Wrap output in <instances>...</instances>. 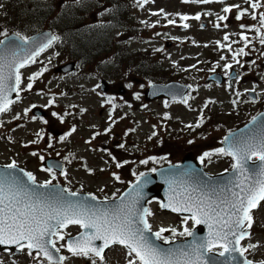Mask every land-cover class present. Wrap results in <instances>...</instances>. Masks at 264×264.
Wrapping results in <instances>:
<instances>
[{"label": "rangeland", "instance_id": "obj_1", "mask_svg": "<svg viewBox=\"0 0 264 264\" xmlns=\"http://www.w3.org/2000/svg\"><path fill=\"white\" fill-rule=\"evenodd\" d=\"M15 1L17 6L21 7L19 0ZM123 1L127 2L125 7L127 25L132 27L113 32L114 44L110 46L112 47L111 52L103 54L100 52L91 63L80 65L77 73L65 76L55 72L58 65L72 60L61 43L43 54L40 61L37 59L35 63L21 71L24 78L22 87L25 89L21 93V100L14 103L10 110L2 116L1 164L15 160L17 165L25 168L28 172H33L39 182H58L60 179L72 189H79L80 186L82 190L92 192L95 196L113 197L125 188L128 181H131L135 175L147 171L157 162L166 160L174 162L181 159L185 152H191L192 156L195 154L199 158L205 151L216 149L219 147L225 128L235 126L238 121L241 122V116L247 115L246 118H248L254 111L260 109V103H253L248 104L249 107H245L243 110L238 109V114L234 112L230 116L221 114L222 109L229 108L227 103L232 101L236 94H230L215 86L205 88L204 77H198L195 85L196 103L200 105L206 99L214 100L207 109L210 118L204 126L205 130H211L212 133L198 134L203 130L193 131L187 127L188 122L195 118V113L192 111L181 106L167 107L162 105L159 100L144 101L142 91L148 87V81L138 74L130 72V65L126 61V57H120L118 60L116 54L119 47H123V51L127 49V52L132 54L144 55L148 62L153 63L154 66L158 65L159 70H155L153 65L152 69H148L150 70L149 80L163 82L183 76L190 79L192 78L191 74L182 73L179 67L191 63L194 59L201 61L198 65L200 73L217 67L218 64H221V59L218 60L214 55L222 57L226 55V51L216 47L214 40H222L221 33L225 29L236 31L238 23L229 20L227 28H224V21L215 20L217 12L222 10V2L183 4L181 0H149L143 7H139L137 0ZM31 2L35 3L34 0H22L24 5ZM160 9L164 10L163 13L159 12ZM195 11L202 13L200 20L207 24L204 29L199 26L200 20L196 21L193 18L188 19L191 23L188 30L178 29V26L168 23L169 19H177V13ZM152 13H157V15ZM95 15L96 12L86 13L82 23H87V18L90 19ZM27 17L28 15L22 11L10 15L0 9V31L7 29L9 32L16 25V20H25ZM142 21L146 23H142ZM241 23L246 24L244 21ZM215 24H220L222 27L217 28ZM44 27L47 26H42L38 22V28L28 29V31L31 34ZM134 33L136 34L134 35ZM2 36L0 35V39ZM172 36L179 37V39L172 40L175 43L166 45L165 42L169 38L172 39ZM184 37L187 39L182 42ZM156 49L161 50L157 51ZM56 54L58 55L56 56ZM173 63H177V66H174ZM42 68H47V70L39 77L29 81L28 77ZM260 68L261 66L258 64L257 70L253 69L250 75H244L241 85L237 82L238 86L241 88L253 87L260 93L263 88L260 81L264 80V76L260 77L262 71L258 72ZM102 76L110 84V89L106 94H103L99 88L93 91ZM29 82L33 85L31 90L27 89ZM121 86L124 87L125 92L119 95L118 88ZM134 93L138 96H134ZM49 99L54 100V104L46 108L44 105L48 104ZM33 105L44 110L43 116H36L32 113V109L35 108L32 107ZM249 108L250 113H248ZM25 109H30V111L25 113ZM81 109L86 111L81 112ZM52 112L62 115L64 122L61 123L57 117H53ZM33 116L36 117L35 120L32 119ZM44 120H47V123H44ZM73 126L76 130L71 132V135L66 139L61 140L60 137L66 131L70 132V128L72 129ZM106 128L111 129L108 135L103 133ZM130 129H134V131H128ZM126 131L127 135H125ZM153 131L156 132V135L149 139ZM92 133L99 134L93 138ZM87 137L90 138L88 142L84 140ZM30 141L36 142L29 143ZM189 141L192 143L190 144ZM119 144H124V147H117ZM32 152H36L37 155H31ZM52 152L55 155H51ZM40 155L61 159L67 164V174H52L40 169L39 165L42 164ZM148 157L156 159L149 160L147 164L140 163L141 160ZM122 161H128V163L117 168L116 163ZM231 161L227 156L214 152L210 157L204 158L203 164L207 167V171L216 173L225 170L224 168L229 169ZM53 176L55 179L50 180ZM116 176H119V180L116 179ZM150 208L153 213L150 217L152 228L155 231L161 227L169 229L162 233L167 240L183 238L186 235H180V233L185 228L191 230V220L183 223L184 217L161 211L159 202L150 203ZM254 216L256 222L252 227V234L244 241L243 245L259 242L255 251H250L246 255L254 261H260L264 260V202ZM173 228L176 230L175 235L171 231ZM79 230L78 225H72L65 231L74 234ZM60 244L62 243L60 242L59 246ZM25 252L18 254L19 264L31 263L30 256ZM124 252L121 247H112L107 253L106 264H125L127 254ZM66 257L64 264H91L90 260L73 257L70 253ZM7 261L6 254H2L0 262L3 263L0 264H10Z\"/></svg>", "mask_w": 264, "mask_h": 264}, {"label": "snow or ice", "instance_id": "obj_2", "mask_svg": "<svg viewBox=\"0 0 264 264\" xmlns=\"http://www.w3.org/2000/svg\"><path fill=\"white\" fill-rule=\"evenodd\" d=\"M82 2L83 0H74L76 4ZM148 2L149 0H137V6L143 7ZM184 2H188V0H184ZM192 2L208 4L213 0H192ZM245 3L252 10L264 7L261 0H245ZM249 8H241L239 5H226L222 11L229 13L232 9H236L238 12L236 19L239 21L242 14L249 13ZM104 11L109 12L111 9L105 8ZM163 11V9L159 10L160 13ZM103 14V12L99 13V15ZM152 14L157 15V13ZM176 15L180 16L182 21L189 19L187 15L179 13ZM251 15L254 20L258 18L260 27L255 28V33L259 37V43L264 45V32H262L264 29V11L259 13L253 11ZM192 18L200 20L201 16L197 13ZM217 19L224 21L228 17L220 15ZM142 23L146 22L142 21ZM168 23L174 24L175 21L168 20ZM188 26L187 23L183 24L184 28ZM201 27L204 25L202 24ZM215 27L219 28L220 24H216ZM240 27L243 29L255 26L241 24ZM6 31H0V35H5ZM58 39L59 37L56 35L47 36L46 42H40L33 48L24 47L30 42H35L20 32H14L11 34V38L6 36L5 39L0 40V46H3L0 47V113H6L9 106L13 104V100L9 99V93L15 92L16 99L19 100V93L24 90L20 87V70L28 64L35 63L36 56L52 46ZM228 39L229 37L225 35L224 40ZM240 39L245 41L246 45L251 43L248 37L243 34H241ZM216 43L220 44V41ZM221 46L231 50V45ZM18 49L24 51L23 56L19 55ZM156 50L160 51L161 49ZM237 55H248V53L243 47L233 53V60L239 64V60H236ZM260 55L264 56V52H261ZM224 68L226 70L225 75H228L227 70L232 68V64L226 63ZM46 70L47 68H42L40 72L33 73L28 77L29 81L39 77ZM234 78L239 82L241 76L237 74ZM32 87V83L29 82L27 89L31 90ZM100 87V84H96L93 91ZM245 92H255V88L245 89ZM236 95L239 96L240 93L237 92ZM134 96H138V94L134 93ZM181 102L187 104V98ZM232 103L235 104L236 101L233 100ZM53 104L54 100L49 99L48 104L44 107L47 108ZM205 107H207V102ZM28 111L30 109H25V113ZM80 111L86 110L81 109ZM52 116L57 117L61 123L64 122L62 115L52 112ZM32 119L35 120L36 117L33 116ZM256 121L257 117L253 116L250 123ZM202 122L201 117L195 126L188 125V127H199ZM44 123H47V120H44ZM75 130V126H73L70 132H66L60 139H66ZM104 131L108 132L110 128H106ZM128 131H134V129ZM127 134L126 131L125 135ZM37 135L39 137V133ZM155 135L156 132L153 131L149 139ZM224 140L226 146L216 148L213 152L229 156L234 161L231 166L235 177L232 188L222 190V194L215 195V198L205 195L196 197L187 191L183 194L177 192L169 198V203H161L160 205L162 208H170L173 212L191 213L190 216L184 217L183 223L191 220L192 229L198 225L207 226V236L204 238L197 237L195 231L185 228L180 235L193 237V240L186 247L165 249L153 242L152 237L167 243L168 241L162 233L169 229L161 227L152 232V226L147 217L153 213L147 207L142 210L136 208L138 198L141 197V189L151 182L145 173H140L137 176V184L133 189L137 199L125 203L124 198L121 197V204L115 209L101 211L93 205L71 201L68 197H75L77 193H68L67 189H62L59 192L37 193L21 183L10 171H0V246H5V252L11 251L8 246H14L15 250L21 253L27 251V254L33 259L42 256L46 258L47 264H64L67 257L58 254L65 247L73 257L87 258L91 264H104L105 249L112 245H121L127 249V264H218L214 256L217 249H221L218 253L220 257H226V264H264V260L254 261L246 256V253L255 251L259 242L241 244L242 240L251 235L250 230L254 225L252 213L258 209L261 202H264V121L256 124L255 128L250 130L249 135L233 134L231 137H225ZM35 142L30 141L29 143ZM189 143L191 144L192 141ZM117 147L123 148L124 144H119ZM31 155L36 156L37 153L32 152ZM211 155L212 152L206 151L199 159L203 161L205 157ZM39 158L40 160L45 159L42 155ZM155 159V157H148L141 160L140 163L147 164L149 160ZM248 161L254 162L251 168L247 167ZM255 161H259V164H256ZM126 163L128 161L117 162L116 167L120 168L122 164ZM3 167L8 170L16 169V161L13 160ZM43 170L51 173L53 166L49 165ZM19 171L23 173L28 182L32 185L36 184V178L32 172L23 169H19ZM89 171L91 170L89 169ZM150 171L156 172L157 170L153 168ZM61 175H66V173L61 172ZM113 175L115 176V173ZM116 179L119 180V176H116ZM169 183L171 184L172 181ZM49 186L55 187L51 181H45L39 187L47 188ZM70 225H79L84 231H81L75 238L69 237L67 244H60L57 247V241L65 240V234L62 230ZM171 231L175 235L176 230L173 228ZM97 241L101 243L97 244Z\"/></svg>", "mask_w": 264, "mask_h": 264}, {"label": "water", "instance_id": "obj_3", "mask_svg": "<svg viewBox=\"0 0 264 264\" xmlns=\"http://www.w3.org/2000/svg\"><path fill=\"white\" fill-rule=\"evenodd\" d=\"M11 34L7 36L11 38ZM50 35H54V33L50 29H42L30 36V38H32V41L35 43L30 42L28 45H25L24 47L33 48L40 42H46V37ZM5 38L6 36L2 38L1 40ZM0 47H3V46H0ZM17 51L19 52L20 56L24 55V51H21L19 49ZM72 70H74V62H69L56 69V71H62V72H69ZM176 84L178 83L168 82L165 85L153 84L144 91L145 99L151 100V99L161 97V96H165L168 99H173L175 97H178V95H180L181 92L176 89L177 88ZM100 85H101L100 89L103 92L107 91L109 88V84L105 80H101ZM183 88L186 89L185 87ZM119 91L123 92L122 88H119ZM14 97H15V92L9 93V99H13ZM33 112L38 113V114L43 113L39 109H34ZM261 114H264V112H261L256 115L257 121L255 123H250L252 121L251 120L250 122H248L245 126L241 127L240 129L226 134L224 138L231 137L233 134L245 135V136L249 135L250 130L255 128L256 124H259L261 121H264V115H261ZM224 138L222 140L221 147L226 146ZM43 163L45 164L46 167H48L49 165H52L53 169L59 172H61L64 167L61 160L53 158V157L45 159ZM253 163L254 162L248 161L247 167L251 168L253 166ZM255 163L259 164V161H255ZM156 170H157L156 172L145 173L150 178L151 182L146 184L141 189V197L138 198V203L136 204V208L139 210H142L143 208H145L147 201H149L153 197L159 198L161 200V203L167 204L169 203V198L174 196L177 192H180L183 194L187 191V192H191L196 197L205 195V196L215 198V195L222 194V190L232 188L233 184L235 183L233 169L231 171H226V172L215 174V175L207 174L202 169L201 165H199L196 162V160L192 157V154L190 152L185 154V156L182 158L179 164H169V165L161 166V167H158ZM0 171L12 172L13 176L17 175L15 177L18 178V180L21 183H23L28 188L36 191L37 193H49L52 191L59 192L60 190L65 189L61 184H56V183H52V185L55 186L54 188H52L51 186L47 188H41L39 186L42 184L37 183V182L35 185H32L30 182L27 181V178L24 177L23 173H21L19 169L17 170V172L14 173V171L5 169L3 165H0ZM169 181H172V183L170 184ZM136 184H137V179L134 181V183L131 184V186L126 190L124 194H122L119 198H116V199L98 200L96 198L93 199L92 196L85 194V193H81V192L77 193L75 197L69 196L68 199H70L73 202L93 205L95 206L96 209H99V210L101 209V211L106 210V209L112 210L121 204V197L124 198L125 203H129L133 199H137L133 191ZM67 192L71 193L69 191ZM65 195H67V193H65ZM161 209L165 211L173 212L171 211L170 208L161 207ZM173 213L180 214V215H189V216L191 215V213H188V212H173ZM82 231L84 230L82 229ZM193 231H195L197 237L204 238L207 236L208 229L206 225H198L195 229H193ZM78 235L79 234H77L76 236L72 238H75ZM148 235L151 236L150 233H148ZM152 239L154 243L158 244L162 248L167 249V248L186 247L188 243H190L193 240V237L189 236L187 239H184L182 241H173V242H167V243H162L161 241L156 240L154 237H152ZM96 243L100 244L101 242L97 241ZM4 247L5 246H0V250H3ZM8 247L11 248V251H14V252L16 251L14 246H8ZM54 255H57V254L54 253ZM214 256L218 264H226V257H220L219 254H216V253H214Z\"/></svg>", "mask_w": 264, "mask_h": 264}, {"label": "trees", "instance_id": "obj_4", "mask_svg": "<svg viewBox=\"0 0 264 264\" xmlns=\"http://www.w3.org/2000/svg\"><path fill=\"white\" fill-rule=\"evenodd\" d=\"M34 1L35 3L31 2L24 5L22 0H19L21 4V7H19L15 0H6L7 13L13 15L14 12L18 14L22 11L25 15H28L25 20H16V25L10 31L20 32L22 35L28 36L30 34L28 29L38 28V22L42 26L46 25L55 31L68 55L78 59L82 64L92 62L89 60L94 59L100 52L102 54L111 52L112 37L109 35L107 41L102 38L107 35L110 27L115 28L126 25L123 21L124 16L118 11H121L122 0H83L80 4L74 3V0H71V3H67V0ZM105 8H109L111 11L105 12ZM90 11H95L97 14L104 13L96 18L99 24L82 23L85 19L83 14ZM114 12L116 16H111L114 15ZM97 28L101 29L98 30ZM6 32L8 33V30ZM106 46L107 48L104 49ZM116 56L118 60L120 57L127 58L130 72H134L145 79L150 78V70L148 69L151 64L144 55L132 54L126 50L123 51V47H119ZM153 68L159 69L157 64ZM12 259L17 264L15 256H12ZM29 259L31 260L32 257H29ZM31 264L35 263L31 262Z\"/></svg>", "mask_w": 264, "mask_h": 264}]
</instances>
